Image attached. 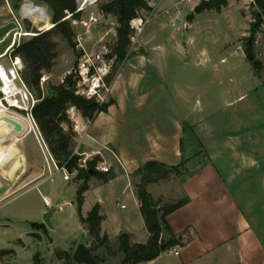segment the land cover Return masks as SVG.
Here are the masks:
<instances>
[{
    "label": "crops",
    "instance_id": "crops-1",
    "mask_svg": "<svg viewBox=\"0 0 264 264\" xmlns=\"http://www.w3.org/2000/svg\"><path fill=\"white\" fill-rule=\"evenodd\" d=\"M133 46L140 51L128 54L116 69L109 82L107 99L111 103L106 111L87 120L75 109L83 134L75 138L74 154L110 167V173L97 171L86 180L80 210L85 217L94 206L99 207L100 236L105 235L108 244L102 247L106 254L96 258L98 264L121 263L123 255L117 251L121 234L128 236L130 245L147 242L135 185L141 180L139 169L151 161L169 167L184 163L180 175L150 183L146 191L161 204L186 203L166 217L170 232L181 244L144 264H264V150L259 151L263 140L258 136L259 126L241 128L233 121L232 108L246 95L234 98L227 85L228 81L233 83L232 75L228 78L224 72L220 85L226 82V88L219 94L206 84H170L147 51L138 43ZM3 56L1 53L0 58ZM199 63H211L204 51ZM208 69L218 72L215 64ZM252 91L253 107L264 103L263 92ZM2 139L3 135L0 170L15 163H9V144L13 142ZM21 144L12 149L21 157L19 161L24 159L22 168L28 170L29 181L24 189L13 191L0 171V237L12 219L19 218L30 223V233H38L41 239H34L30 233L26 237L39 243L44 225L37 222L36 214H47L52 220L66 208L80 223L78 187L64 181L60 173L49 180L45 169ZM122 198L128 206L120 204ZM80 226L82 242L53 251L57 264H62V254L73 256L78 245L85 246L96 261L88 229ZM168 236L162 233L163 238ZM13 243L24 246L21 238ZM7 250L11 249L0 246V253ZM35 256L43 264L38 253L32 255V264Z\"/></svg>",
    "mask_w": 264,
    "mask_h": 264
},
{
    "label": "rangeland",
    "instance_id": "rangeland-1",
    "mask_svg": "<svg viewBox=\"0 0 264 264\" xmlns=\"http://www.w3.org/2000/svg\"><path fill=\"white\" fill-rule=\"evenodd\" d=\"M107 1L77 0V11L80 10L79 17L75 20L68 19L73 31L72 42L68 44L60 35L52 36V41L56 43L57 56L50 72L42 73L41 77L45 76L46 80L40 84L39 79L38 87L34 85L29 87L23 81L22 73L26 69L25 63L12 51L36 33L50 29L52 27V12L47 5L34 0H4L0 2V54L4 55L3 58L1 57L2 59L0 58V66L8 73L11 70L13 57H18L21 61V70L15 75L17 79L14 81L18 93L10 98L13 102H8L6 95L0 90V100L4 106V109L0 108V134L3 135L1 142L6 139L13 142L9 144V163L15 162L9 164L7 169L2 168L0 171L3 174L1 176L3 181L8 183L13 191L24 189L29 181L28 170L24 171L22 168L24 159L19 161L21 157L12 149L17 148L24 139L21 145L45 169L47 174L44 154L35 135L31 133L26 113L20 108L28 107L30 109L32 107V115L33 108L44 97L54 93L53 87L62 84L69 74L75 77L78 65L82 61V53L94 56L101 53L104 48L106 50L112 48L116 40V20L111 15H104L100 11L101 5ZM200 1L148 0L152 11H142L139 19L133 22L135 33L128 47L127 55L140 51L137 48H132L133 45V47H137L138 43L147 51L148 56L155 62L159 70L165 73L167 82L170 84L174 81L187 84H206L216 94L226 88V82L223 86L220 85L221 73L227 74L228 78L232 75L233 83L228 81L227 85L228 89H232L234 98L236 99L241 93L246 95L243 99L235 102L232 108L233 121L241 128L248 129V126H255V128L259 126V134H257L259 139L263 140L261 143L263 144L264 103L259 102L256 107H253L252 90L262 91L264 98V22L259 26L253 40L249 34L250 26L255 23L256 15L261 17L260 12L252 0H229L228 5L220 12L204 10L195 14L193 9ZM32 4L44 10L34 9ZM190 16L193 17L190 19ZM250 41L252 42V56L247 58L244 49L250 44ZM201 51L207 53L211 63H199ZM221 59L223 62L220 61ZM211 64H215L217 73L208 69ZM110 66L108 78L110 77L111 81L119 64H115L113 59ZM205 67L208 68L205 69ZM74 80L77 81V79ZM76 87L78 88V86ZM25 91L29 92L32 97L28 101L25 100ZM105 101L103 104L108 103L107 97ZM14 103L17 104V107H11V104ZM66 111L67 122L62 123V128L64 133L73 135L71 150L74 154L73 144L77 134L71 129V121ZM7 118L21 123L23 131L17 135L13 133V127ZM35 126L38 129L36 123ZM38 132L41 141L49 151V146L39 129ZM261 144L259 151L262 152L264 144ZM77 156L81 158V156ZM49 164L52 166L51 163ZM80 170L84 171V169H77L70 179L78 188L84 183V180L79 179V175L82 174ZM120 204L128 206L125 198L121 199ZM38 215H35L37 222H43L44 225V228L40 230L42 241L37 243L26 237V234L30 233L32 229L30 223H25L19 218L12 219L10 228L2 232L0 246L11 249L14 253L7 250L4 251V255L0 254V264H32V255L36 253L40 255L43 264L51 262L57 264L53 259L54 250L65 249L72 242L76 244L82 242L80 237L83 231L80 223L76 217L69 215L66 208L58 213L57 218L55 216L49 220L50 226L44 223V214L41 217ZM16 238H21L24 246L13 243ZM96 245L97 243L91 238L89 246L94 251L95 258L99 259L106 254V251L102 248L104 246L98 250ZM61 263L76 264L72 260V255L69 254L61 255ZM95 264H98V260L95 261Z\"/></svg>",
    "mask_w": 264,
    "mask_h": 264
},
{
    "label": "trees",
    "instance_id": "trees-1",
    "mask_svg": "<svg viewBox=\"0 0 264 264\" xmlns=\"http://www.w3.org/2000/svg\"><path fill=\"white\" fill-rule=\"evenodd\" d=\"M4 0H0L3 2ZM43 3L49 7L52 12V27L46 31L36 33L29 40L20 43L12 52L14 55L25 63L26 69L22 73V79L31 87H38L39 79L43 72H50L54 66L56 58V43L52 41L53 35H60L68 44H71L73 31L70 27L68 19L75 20L79 17L77 11V0H34ZM229 0H201L193 9L195 14H199L204 10H220L228 5ZM240 1V0H236ZM254 6L260 12V18L256 15L255 23L250 26V38L253 40L259 26L264 22V0H252ZM100 11L104 15H111L116 20V40L106 58L114 59L115 64H121L127 57L128 47L131 39L134 37L133 22L139 19L142 11L151 12L148 0H108L101 5ZM69 16L68 18H66ZM193 16H190L191 19ZM252 42L244 49L247 58L252 56ZM260 66V64H258ZM72 74H69L63 80V83L53 87L54 93L44 97L39 104L32 110L33 119L43 137L49 146V151L58 166L65 165L67 170L76 167L77 161L80 159L74 155L71 148L72 137L70 133H64L62 123L67 122L65 111L70 107H74L83 118L92 120L96 114L105 112L108 105L98 104L94 100H88L76 92V80ZM110 81V77L106 78V82ZM95 162H88V170H80L82 174L79 179L84 183L78 188L76 193L77 210L79 221L88 229L89 236L97 243L96 248L107 246L108 240L105 235L100 236V223L102 217L99 215V207L94 206L91 211L82 217L80 214L83 202V193L86 190V180L97 175L94 170ZM184 171V163L177 166H166L154 161L147 162L139 169L141 180L135 185V194L139 202V210L144 221L145 229L148 233V240L145 244H129V238L126 234L118 237V252L123 255L120 264H144L151 262L157 258L163 251L181 244L180 239L175 237L169 230L166 217L173 211L180 208L186 203L181 200L175 204H161L155 201L146 191V186L159 180L168 179L170 176L180 175ZM37 228V225H33ZM169 236L164 239L162 233ZM111 253V251L109 250ZM4 255V252L0 253ZM95 260H97L94 257ZM35 264L38 258L34 257Z\"/></svg>",
    "mask_w": 264,
    "mask_h": 264
},
{
    "label": "built area",
    "instance_id": "built-area-1",
    "mask_svg": "<svg viewBox=\"0 0 264 264\" xmlns=\"http://www.w3.org/2000/svg\"><path fill=\"white\" fill-rule=\"evenodd\" d=\"M80 11V10H79ZM109 53V50L103 49L101 53L96 54L94 56H89L87 53H82V61L79 63L77 71L75 73V79L76 81V94L80 95L88 100H94L98 104H103L106 102V97L109 92V84H106V78L109 75V68L111 69V62H113V58H106V55ZM21 70V61L18 57H13V60H11V70L8 71V74L11 76L12 81L14 82L16 78V74L18 71ZM46 77L42 76L40 78V84L45 82ZM25 100L28 101L29 98H32L29 92H24ZM23 109H20L26 113V117L30 118L32 121V132L35 135L37 142L39 144V147L41 148L43 154H44V160L46 162L47 166V174L49 180L53 178V176L57 173H61L62 179L64 181H69L71 175L75 174L77 172V169H84L88 170L87 163L88 158L86 156H82L76 164V167H74L72 170H67L65 165L58 166L56 162L54 161L53 157L49 153L46 145L43 141H41V136L38 132V129L35 126V123L33 121L32 115H31V109L21 107ZM68 116L70 118V121L72 122L71 129L76 134H83V131L80 129V125L75 119V108L70 107L67 111ZM51 163L52 166L49 164ZM94 170L98 171L102 174H108L110 173V167L96 164L94 166ZM118 205V202H117ZM174 254H177L178 252L174 249ZM141 264V263H138Z\"/></svg>",
    "mask_w": 264,
    "mask_h": 264
},
{
    "label": "water",
    "instance_id": "water-1",
    "mask_svg": "<svg viewBox=\"0 0 264 264\" xmlns=\"http://www.w3.org/2000/svg\"><path fill=\"white\" fill-rule=\"evenodd\" d=\"M7 121L12 125L13 127V131L16 133H21L23 131V126L21 123L11 119V118H7ZM44 222L47 225H50L49 223V219L47 214H44L43 216ZM30 236L33 237L36 240H40L41 237L38 233H30ZM72 260L76 263V264H95L90 251L83 245H78L73 253L72 256Z\"/></svg>",
    "mask_w": 264,
    "mask_h": 264
},
{
    "label": "bare ground",
    "instance_id": "bare-ground-1",
    "mask_svg": "<svg viewBox=\"0 0 264 264\" xmlns=\"http://www.w3.org/2000/svg\"><path fill=\"white\" fill-rule=\"evenodd\" d=\"M32 6L34 9H38L40 11L44 10L43 8L36 6L34 4H32ZM0 84H1L0 90L4 95H6V98H7L6 100H8V102L12 103L13 101L10 100V98L17 95L18 89L14 85V82L12 81L11 76L1 66H0ZM11 107H17V104H15V103L11 104ZM0 108L4 109V106H3V103L1 100H0ZM20 109H23V108H20ZM26 119L29 121L30 127H31L30 129L32 131V127H33L32 121L30 120V118H26ZM13 133H15L16 135L18 134L16 132H13ZM31 133H33V132H31ZM0 139H1V135H0Z\"/></svg>",
    "mask_w": 264,
    "mask_h": 264
}]
</instances>
